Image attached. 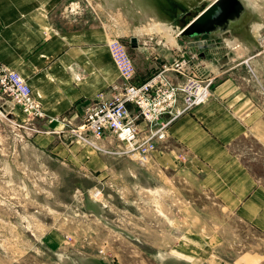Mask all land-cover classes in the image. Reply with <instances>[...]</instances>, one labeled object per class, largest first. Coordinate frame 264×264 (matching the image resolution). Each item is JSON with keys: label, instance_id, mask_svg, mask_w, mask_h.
I'll return each instance as SVG.
<instances>
[{"label": "crops", "instance_id": "0c3cea01", "mask_svg": "<svg viewBox=\"0 0 264 264\" xmlns=\"http://www.w3.org/2000/svg\"><path fill=\"white\" fill-rule=\"evenodd\" d=\"M85 7L79 0H0V62L26 80L48 119L68 118L77 124L98 95L110 100L112 87L123 82L108 48L112 28L95 8L91 12ZM112 26L117 31L122 27L117 19ZM226 32L204 36L206 69L218 75L213 95L174 121L153 162L142 163L114 136H104L95 150L78 141L58 140L53 132L63 126L58 120L29 123L36 133L32 145L47 149L45 160L53 164L55 175L78 179L79 199L72 206L82 217L94 216L103 225H115L116 220L132 224L112 225L108 233L90 227L84 233L80 227L74 237L171 231L161 238L168 264H206L220 243L216 231L205 229L237 227L238 220L264 233V185L238 153L241 138L257 137L254 132L261 118L253 98L234 79L228 76L218 83L233 62L231 49L224 44L231 40L221 36ZM147 40L137 39L133 47L141 55V65L135 60V83L148 78L150 67H157V48ZM252 48L250 43L246 47ZM259 57L264 60V50ZM24 119L18 108L7 117L13 123ZM183 186L190 192L188 202L182 196ZM95 190H100L98 196L91 195ZM194 190L206 198L200 207L192 196ZM29 193L37 196L32 190ZM183 203L190 204L186 213ZM154 206L158 214L152 212ZM156 221L159 228L152 224ZM77 223L82 225L83 220Z\"/></svg>", "mask_w": 264, "mask_h": 264}, {"label": "rangeland", "instance_id": "374dc122", "mask_svg": "<svg viewBox=\"0 0 264 264\" xmlns=\"http://www.w3.org/2000/svg\"><path fill=\"white\" fill-rule=\"evenodd\" d=\"M212 1L84 0L81 4L79 0V3L82 7L84 3L87 11L92 12L95 8L100 13L102 20L112 28L111 38H118L128 47L136 72L135 60L141 65V55L131 47V37L135 36L140 41L153 37L170 48L180 45L192 48L188 37L176 36L177 29ZM244 2V20L232 31L221 34L222 38L231 40L224 41V44H231L233 62L229 64V72L218 83L229 76L240 84L239 89L251 96L258 106L261 126L254 132L257 137L250 135L241 138L238 141V153L264 185V60L258 59L264 50V42H260L264 35V0ZM118 7L129 14L128 21L122 17ZM141 11L146 14L149 12L151 16L158 15L157 18L171 28L158 26L154 30L146 26L137 29ZM116 19L122 26L118 31L112 26ZM247 42L253 47L252 51L246 49ZM236 43L240 45L236 47ZM154 70V66L150 67L149 73ZM5 101L0 98V209H3L4 218V222L0 218V264H168V259L163 256L161 238L171 231L74 237L80 227L84 233L87 227L108 233L113 224H107L108 228L107 225L98 224L94 216L82 217L80 210L72 206L79 199L76 186L78 179L55 175L53 164L45 160L48 159L47 149L41 146L34 148L32 145L33 137L36 136L32 128L28 126L29 130L17 126L21 122L7 120L8 116H5L1 107ZM28 161L35 164H26ZM8 173L18 174L20 178L8 176ZM182 189L184 201H190L188 188L183 186ZM29 190L37 196H30ZM192 196L198 199L199 207L202 200H206L196 190ZM69 201L71 206L68 205ZM183 204V212L186 213L190 210V204ZM16 206L19 212L15 210ZM214 206L217 212L218 204L215 202ZM152 212L158 214V206L152 207ZM78 220H83L82 225L77 223ZM167 221L173 223L169 219ZM237 223L240 226L205 229L216 231L220 243L206 264H264V233L251 226H242L243 223L238 220ZM152 224L159 228L160 221ZM131 225L116 220L113 226L126 228Z\"/></svg>", "mask_w": 264, "mask_h": 264}, {"label": "built area", "instance_id": "2783aa9c", "mask_svg": "<svg viewBox=\"0 0 264 264\" xmlns=\"http://www.w3.org/2000/svg\"><path fill=\"white\" fill-rule=\"evenodd\" d=\"M179 30L176 36L181 37ZM197 40L203 44L194 41L192 48H170L159 39L149 38L147 41L158 51L154 57L157 67L148 78L135 83V68L128 47L118 38H111L108 48L123 82L112 87L110 100L98 95L97 100L85 108L77 124L68 118L48 119L26 80L15 69L0 62V98L6 100L1 109L8 117L17 108L22 111L25 119L17 126L24 128L39 119L50 123L58 120L63 126L53 132L65 144L78 141L98 150L100 140L110 135L124 142L127 152L142 163L153 162L154 152L161 150L159 142L168 138L174 121L203 105L213 95L212 87L218 75L206 69L202 51L208 40L204 37ZM171 51L173 54L168 58ZM213 60L217 62L216 57ZM99 193L100 190H95L93 196Z\"/></svg>", "mask_w": 264, "mask_h": 264}, {"label": "water", "instance_id": "95a60500", "mask_svg": "<svg viewBox=\"0 0 264 264\" xmlns=\"http://www.w3.org/2000/svg\"><path fill=\"white\" fill-rule=\"evenodd\" d=\"M245 11L246 8L242 0H213L180 28V35L190 39H198L218 32L229 31L232 24L238 22ZM136 42V37L130 38L131 47H135ZM195 43L203 44L198 40ZM204 46L206 45L204 44Z\"/></svg>", "mask_w": 264, "mask_h": 264}, {"label": "bare ground", "instance_id": "6f19581e", "mask_svg": "<svg viewBox=\"0 0 264 264\" xmlns=\"http://www.w3.org/2000/svg\"><path fill=\"white\" fill-rule=\"evenodd\" d=\"M245 0H242V2H243V4H244V6H245V2H244ZM116 2V1H115ZM124 3H126V2H124ZM145 4V3H144ZM107 5H110V3H108ZM115 5H117V4H115ZM119 5V4H118ZM121 5H123V4H121ZM125 6H126V4H125ZM117 9H119L120 11H121V14H122V17H127V19H129V14L128 13H126L125 11H123L122 9V7H118ZM127 10V9H126ZM138 11V10H137ZM148 14H149V12H148ZM148 14H146L145 12H143V11H141L140 12V14H139V16H141L140 17V19H138L139 20V26H138V23H137V29H141V28H144V27H151V28H153L154 30H156V27H158V26H160V27H166V28H171L170 26H168V25H166L164 22H161V21H163L161 18V21L157 18V16H151V15H148ZM170 24V23H169ZM166 25V26H165ZM177 34H178V32H177ZM226 44V46L227 47H229V44L228 43H225ZM237 44V43H236ZM242 44V43H241ZM240 44H237L236 46H239Z\"/></svg>", "mask_w": 264, "mask_h": 264}, {"label": "flooded vegetation", "instance_id": "af4514ba", "mask_svg": "<svg viewBox=\"0 0 264 264\" xmlns=\"http://www.w3.org/2000/svg\"><path fill=\"white\" fill-rule=\"evenodd\" d=\"M244 20V15L241 17V19L238 21V22H236V23H234V24H232V26L230 27V30L229 31H232V29H234L235 28V26H238V25H240L241 24V22Z\"/></svg>", "mask_w": 264, "mask_h": 264}]
</instances>
